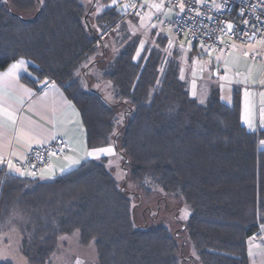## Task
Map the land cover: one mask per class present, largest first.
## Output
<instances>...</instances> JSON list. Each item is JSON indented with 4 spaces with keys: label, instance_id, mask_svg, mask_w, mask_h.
Returning a JSON list of instances; mask_svg holds the SVG:
<instances>
[{
    "label": "trees",
    "instance_id": "trees-1",
    "mask_svg": "<svg viewBox=\"0 0 264 264\" xmlns=\"http://www.w3.org/2000/svg\"><path fill=\"white\" fill-rule=\"evenodd\" d=\"M94 1L0 0V69L25 58L33 77L55 81L87 148L112 146L121 157L123 183L107 156L48 180L1 171L0 223L17 226L29 264H50L59 238L74 231L94 244L95 264H188L164 223L135 220L133 198L160 189L188 210L189 264H249L247 240L264 227V128L242 123L237 91L231 104L214 85L193 95L165 32L142 43L125 21L140 18ZM95 68L106 92L90 85Z\"/></svg>",
    "mask_w": 264,
    "mask_h": 264
},
{
    "label": "crops",
    "instance_id": "crops-1",
    "mask_svg": "<svg viewBox=\"0 0 264 264\" xmlns=\"http://www.w3.org/2000/svg\"><path fill=\"white\" fill-rule=\"evenodd\" d=\"M251 49L252 46L238 45V51L235 52L206 53L205 60L209 66V75L213 79L221 80L223 85L247 90L249 87L258 86L255 115L241 102L242 123L249 127L250 120L253 126L249 128L257 130L264 128L261 123L264 118V95L260 89L264 82V66L248 59L247 54ZM20 60L25 62L24 65L12 75H7L9 66ZM29 65L27 59L18 58L6 68L0 69V172L28 176L23 167L27 151L49 141L55 135H60L69 143L66 153L62 157H53L52 168L42 169L36 176L41 180H48L65 173L86 159H82L84 147L87 148L86 134L77 109L55 81H40L33 77ZM24 76L34 79L36 86L24 80ZM9 114L12 119H9ZM76 160L79 163H73ZM9 161L13 167H9ZM0 225L5 230V224ZM12 239L2 236L0 242L8 245ZM13 244L5 252L0 248V263L23 258L17 256L21 254V249ZM247 253L249 264H264V227L248 238Z\"/></svg>",
    "mask_w": 264,
    "mask_h": 264
},
{
    "label": "rangeland",
    "instance_id": "rangeland-1",
    "mask_svg": "<svg viewBox=\"0 0 264 264\" xmlns=\"http://www.w3.org/2000/svg\"><path fill=\"white\" fill-rule=\"evenodd\" d=\"M85 3H89V0H82ZM149 1L151 11L147 14L144 18H140L135 22H130L128 18L125 21H128L129 25L132 28V31H135L140 36H142L144 43L149 38L152 41L157 39L159 32H165L168 36V44L166 43V51L169 54H173L177 59H179L181 63V76L186 81L189 82L190 90L193 95L199 93L198 96L203 97L209 87L216 86L220 92V98L223 102L227 104H231L233 100L234 92L239 93V98L241 102L244 103V106H247L251 112L255 115V106L257 107V90L258 86L255 85L253 87H249L247 89H241V87H234L230 85H223L221 84V80H217L216 78L213 79L211 75H209L208 65L205 58L207 55L201 56V53L198 50H195L193 45L187 43L184 38H176L170 29L166 27L159 26L158 18L154 14L161 15L166 18H171L175 14V10L167 5L162 0H147ZM113 3V0H111ZM117 3V0H116ZM157 5L159 7H154ZM105 7V4H101L99 9ZM97 11V10H96ZM94 16V15H93ZM92 16V17H93ZM93 19V18H92ZM156 29V30H155ZM155 31V32H153ZM172 34V35H171ZM106 44L110 46L111 36L107 35L104 37ZM112 47V46H111ZM209 56V54H208ZM98 67V66H97ZM97 69L95 68L94 74L92 77L93 80L90 81V85L94 88H100L103 91H107L109 88L108 84L103 82L99 84L97 80H100L101 75L96 72ZM223 82V81H222ZM214 85V86H213ZM199 86V91H198ZM260 89L262 90V95H264V83L261 84ZM247 93V96L245 95ZM254 109V111H253ZM264 146V145H262ZM109 147V146H104ZM101 148V147H100ZM114 149V148H113ZM93 149L88 150L86 146L84 147L83 157L82 159L87 158L89 155L88 153L91 152ZM115 154H100L98 157L95 155L89 157L99 158L101 156L108 157V167L113 172L114 176L120 183L122 182L124 170L121 167V157L116 153ZM76 166V165H75ZM74 166V167H75ZM124 185V184H123ZM129 189L132 188L130 184L127 185ZM134 187V186H133ZM134 203V212H135V220L138 224H150L151 222L160 221L164 223L170 230V232L176 238V241L181 246V255L183 259V263H190L191 259L194 256V252L192 249L191 244L186 239V236H183L185 232L183 231L184 225L183 222L187 219L188 210L184 204V202L180 198H176L172 195H167L163 193L160 189H155L150 196H145L140 198H133ZM139 203V204H138ZM8 225V224H7ZM10 225V224H9ZM0 239L3 236H7L9 239H12L11 242L7 244H1L0 248L3 252L9 250L12 246L18 247L20 249V242L21 236L18 231L17 226L10 225L6 226L5 230L0 225ZM10 234V235H9ZM16 245V246H15ZM16 255V254H15ZM14 255V256H15ZM22 251L21 254L17 255L20 258L16 261L7 262L8 264H29L26 257L23 255ZM15 256V257H17ZM26 261H25V259ZM97 261V252L93 243H89L87 245H83L79 242V235L77 231L69 235H65L59 238L58 242V249L57 252L53 255L50 264H95ZM3 263V262H1ZM191 264H198L196 259L194 258V262Z\"/></svg>",
    "mask_w": 264,
    "mask_h": 264
},
{
    "label": "built area",
    "instance_id": "built-area-1",
    "mask_svg": "<svg viewBox=\"0 0 264 264\" xmlns=\"http://www.w3.org/2000/svg\"><path fill=\"white\" fill-rule=\"evenodd\" d=\"M162 1L176 12L171 18L154 13L158 25L170 29L176 38H184L204 54H227L238 51V45L252 46L248 59L264 66V0ZM117 5L121 17L144 18L152 10L147 0H117ZM68 147L64 137L55 135L54 139L30 148L23 162L28 177H36L42 169H51L52 158L62 157Z\"/></svg>",
    "mask_w": 264,
    "mask_h": 264
},
{
    "label": "snow or ice",
    "instance_id": "snow-or-ice-1",
    "mask_svg": "<svg viewBox=\"0 0 264 264\" xmlns=\"http://www.w3.org/2000/svg\"><path fill=\"white\" fill-rule=\"evenodd\" d=\"M115 3H116V0H113V5ZM154 7H159V6L154 5ZM180 7L183 10V7H184L183 4H181ZM217 7H219V5H217ZM228 28H229V30H231L232 25L229 24ZM24 63L25 62L23 60H20V61H17L15 63L11 64L9 66L8 71H7V75H12L13 73H15L17 69L21 68L24 65ZM262 83H264V82H262ZM245 95L247 96V93ZM201 102H203V101H201ZM262 117H264V112H262ZM9 119H12L11 114H9ZM248 123H249V127L251 128L253 126L252 122L249 120ZM261 123H262V125H264V118H262ZM53 139H54V137H53ZM260 144L264 145V140L260 141ZM100 154H115V153H114V149L112 146L96 148V149H93L91 152L88 153L89 156L95 155L97 157ZM0 162H2V160H0ZM8 163H9V167H13L11 161H9ZM73 163H79V161L76 160V161H73ZM17 171H19V169H17ZM21 174L23 175L24 173H21ZM29 175H31V173H29Z\"/></svg>",
    "mask_w": 264,
    "mask_h": 264
},
{
    "label": "water",
    "instance_id": "water-1",
    "mask_svg": "<svg viewBox=\"0 0 264 264\" xmlns=\"http://www.w3.org/2000/svg\"><path fill=\"white\" fill-rule=\"evenodd\" d=\"M4 1H5V0H4ZM94 2H95V1L93 0V3H92V4H94ZM86 18H87V16H86Z\"/></svg>",
    "mask_w": 264,
    "mask_h": 264
}]
</instances>
